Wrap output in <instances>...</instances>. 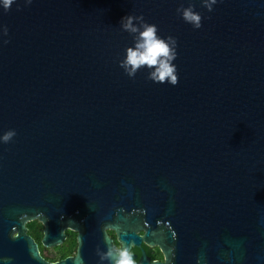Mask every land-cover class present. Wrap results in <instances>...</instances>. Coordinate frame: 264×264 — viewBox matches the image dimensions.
<instances>
[{
  "label": "water",
  "instance_id": "water-1",
  "mask_svg": "<svg viewBox=\"0 0 264 264\" xmlns=\"http://www.w3.org/2000/svg\"><path fill=\"white\" fill-rule=\"evenodd\" d=\"M139 209L164 264H264V0H0V218Z\"/></svg>",
  "mask_w": 264,
  "mask_h": 264
},
{
  "label": "flooded vegetation",
  "instance_id": "flooded-vegetation-1",
  "mask_svg": "<svg viewBox=\"0 0 264 264\" xmlns=\"http://www.w3.org/2000/svg\"><path fill=\"white\" fill-rule=\"evenodd\" d=\"M129 215L130 224L128 229L135 233L139 242L130 241V245L125 249L124 243L119 237L118 231L110 226L101 224L102 233L106 236L108 245L118 254L127 253V257L132 258V263H139L143 257L150 259L151 262L164 264L167 261L165 246L171 251L172 256L175 254L177 239L176 232L173 230V240L168 243L165 240L166 230L162 220L156 225L158 242L151 246L145 239L146 230L150 227L146 221L143 210H133ZM67 216L59 218L46 217L45 220L39 217L32 218L21 225L19 216L9 218H0V264H90L99 257L98 245L102 238L100 235H83L80 231L68 228L64 225ZM131 220H137L133 224ZM172 232V231H171ZM23 237V239L21 238ZM85 237V238H84ZM93 246L95 255L87 256L84 253L85 246ZM171 264H175L172 261ZM79 258V263L75 260ZM190 264H198L195 257ZM203 264H212L209 256L204 254L202 257ZM174 259V258H173Z\"/></svg>",
  "mask_w": 264,
  "mask_h": 264
}]
</instances>
